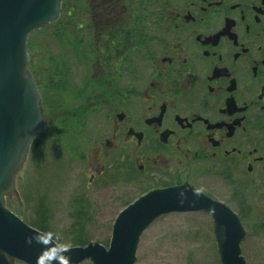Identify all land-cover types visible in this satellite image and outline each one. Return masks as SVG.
<instances>
[{
	"label": "flooded vegetation",
	"instance_id": "1",
	"mask_svg": "<svg viewBox=\"0 0 264 264\" xmlns=\"http://www.w3.org/2000/svg\"><path fill=\"white\" fill-rule=\"evenodd\" d=\"M60 3L44 134L71 149L91 135L94 177L139 174L138 196L192 186L233 215L234 260L264 264V0ZM185 213L196 222L183 244L222 264L214 217Z\"/></svg>",
	"mask_w": 264,
	"mask_h": 264
},
{
	"label": "water",
	"instance_id": "2",
	"mask_svg": "<svg viewBox=\"0 0 264 264\" xmlns=\"http://www.w3.org/2000/svg\"><path fill=\"white\" fill-rule=\"evenodd\" d=\"M59 13L60 0H0V264H134L140 237L152 222L170 212L194 210L214 217L222 264H244L242 258L234 260L230 243L233 215L186 183L152 189L120 210L108 247L98 242L61 247L6 206V198L19 197L17 174L31 143L36 145L44 132L40 94L29 71L28 37ZM224 238L230 244L224 245Z\"/></svg>",
	"mask_w": 264,
	"mask_h": 264
},
{
	"label": "rangeland",
	"instance_id": "3",
	"mask_svg": "<svg viewBox=\"0 0 264 264\" xmlns=\"http://www.w3.org/2000/svg\"><path fill=\"white\" fill-rule=\"evenodd\" d=\"M56 24L57 21L32 32L27 41L29 71L40 91L41 82H56L58 78L57 68L54 75ZM51 58L55 61L54 68L48 67L50 62L54 64ZM53 130L43 133L36 145L34 141L31 143L16 177L19 197L6 198L5 204L28 225L45 229L61 247L82 246L76 244L78 238H83V245L98 242L107 247L116 215L147 186L139 174L130 175L135 178L128 182L127 173L124 175L121 169L110 170L107 183L103 177H94L88 160L92 156L87 141L91 135H82L79 149H71L73 142L63 141L59 132ZM195 217L170 212L156 219L140 238L134 264H219L209 260L210 247L183 244ZM78 264L91 262L84 260Z\"/></svg>",
	"mask_w": 264,
	"mask_h": 264
},
{
	"label": "trees",
	"instance_id": "4",
	"mask_svg": "<svg viewBox=\"0 0 264 264\" xmlns=\"http://www.w3.org/2000/svg\"><path fill=\"white\" fill-rule=\"evenodd\" d=\"M54 36H55V34H54ZM51 59H52V61L54 62V64L51 65L52 62H50V64L48 65V67H49V68H50V67H51V68H54L55 61H54L53 58H51ZM56 68H57V67L55 66V72H54V75L56 74ZM41 230L44 231V232H46L47 234H49L45 229H41ZM49 235H50V234H49ZM50 236H51V235H50ZM52 237H53V236H52ZM75 242H76L77 245H83V244H84V240H83V238H78Z\"/></svg>",
	"mask_w": 264,
	"mask_h": 264
}]
</instances>
